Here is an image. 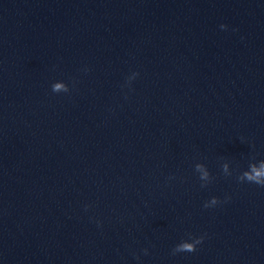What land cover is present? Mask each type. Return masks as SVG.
Masks as SVG:
<instances>
[{
	"label": "water",
	"instance_id": "obj_1",
	"mask_svg": "<svg viewBox=\"0 0 264 264\" xmlns=\"http://www.w3.org/2000/svg\"><path fill=\"white\" fill-rule=\"evenodd\" d=\"M253 167L264 0H0V264H264Z\"/></svg>",
	"mask_w": 264,
	"mask_h": 264
},
{
	"label": "clouds",
	"instance_id": "obj_2",
	"mask_svg": "<svg viewBox=\"0 0 264 264\" xmlns=\"http://www.w3.org/2000/svg\"><path fill=\"white\" fill-rule=\"evenodd\" d=\"M222 29L226 28V25H221L220 26ZM136 76L139 75V73H135ZM63 87V85L61 84H54L52 86V91L53 92H59L61 90V88ZM64 91L67 92V88H64ZM201 166L200 165H196L197 170H199ZM209 177L208 172H205L203 176L200 177L201 180H207ZM237 179L240 182H245V180L249 183H254L257 184L261 187H264V167L261 168H255L253 167L252 170L250 172H244L241 176L237 177ZM207 184H202V187H205ZM227 199V198H226ZM218 203H220V200L217 197H212L210 200V204L208 202L205 203L204 207H211V206H215ZM87 205L85 206V209H87ZM98 226H99V222H98ZM204 237H196L191 243L189 242H181L178 245L175 246V248L173 249V255L180 253V252H195L197 245L201 244L203 242ZM144 253L145 255H147V249H144ZM137 259H139V257H137Z\"/></svg>",
	"mask_w": 264,
	"mask_h": 264
}]
</instances>
